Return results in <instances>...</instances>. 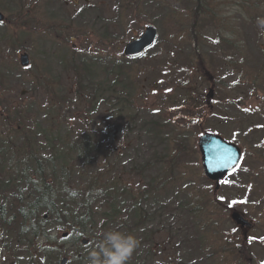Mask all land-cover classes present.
<instances>
[{"label": "rangeland", "instance_id": "1", "mask_svg": "<svg viewBox=\"0 0 264 264\" xmlns=\"http://www.w3.org/2000/svg\"><path fill=\"white\" fill-rule=\"evenodd\" d=\"M130 1L133 3L127 6L125 0H0V10L7 19L0 23V73L4 76L0 87V99L4 102L0 103V111L9 104L23 106L25 110L17 107V111L25 114L26 123L38 121L46 127V115L52 117L55 113H51L44 83L40 82V90L36 86L38 74L45 76L42 77L43 82L50 83L49 88L54 92L75 101L65 100L70 105L64 106L66 114L74 116L82 109V103L77 100L76 89L73 92L75 74L71 60L80 67L84 63L88 66V71L82 72L88 82L83 83L99 89L98 98L102 101L116 94L110 89L101 93L103 82L116 77L119 83L114 90L125 88L131 104L120 105L123 113L120 119L109 118L106 106L101 108V116L95 117L101 142L110 151H115L113 156L118 159L116 166L109 163L100 171L109 174L105 179L120 175L129 190L135 192L151 179L159 186L145 204L150 214L145 225L137 230L132 231L134 227L128 230L127 225L133 219H130V211L124 205L110 217L107 213H112L108 206L100 204L94 224L88 225L84 232L91 245L80 247V244L62 242L61 258L68 257V264L84 261L88 264V254L100 239V234L118 228L137 235L141 240L129 264H239V253L246 248L241 229L230 218L235 210L254 223L255 227L248 231L247 249L250 248L260 264H264V159L252 161V146L248 140H243L248 121L255 120L254 128H257L264 114V81L252 82L264 60V36L259 34L256 23L258 17H264V10L238 5V0L222 3L216 11L221 18H229L228 26L218 34L212 28L200 31L197 40L202 49L194 57V44L189 34L190 19L185 6L189 3L186 0ZM20 2L23 14H29L27 20L22 15L17 20ZM50 21L58 24L70 21L69 31L73 32L66 38L68 42L55 36L56 30L48 27ZM149 24L158 29L155 46L137 61L126 59L120 62L125 44ZM217 35L228 36L231 42H222ZM23 53H29L31 57L27 69L19 64V56ZM250 62L254 65L249 66ZM120 63H124L125 69L118 76L120 71L116 65ZM199 65L213 73L210 81L206 75L200 76ZM252 67L255 68L251 72L249 69ZM186 72L190 73L189 80L185 77ZM210 89L214 91L212 97H208ZM189 91L194 95L195 103H191ZM203 102L205 108L202 107ZM77 103L80 106L77 107ZM111 108L115 109L113 104ZM84 113L80 112V116L83 117ZM237 114L245 120L243 127L238 123L239 118L232 117ZM197 117L198 123L195 122ZM82 129L83 123L75 126L76 132ZM207 131L235 141L243 153L248 151L246 159L243 158L238 169L221 181L217 191L214 183L203 173L197 147L199 135ZM263 132L264 127H260L256 136L247 135L249 141L256 142L254 137L258 140ZM183 143L193 146V152L179 156L178 166L173 171L179 178L174 177L171 184L162 186L163 176L169 169V157ZM261 150L264 152L263 147ZM197 183L209 187V193L220 196L225 204L215 220L201 225V229L198 222L205 223L206 216L210 214L193 215L187 211L193 205H204L200 198L195 201V195L190 196L191 184L198 187ZM51 221L46 223L47 231L59 238L64 231H69L71 238L83 232L80 228L73 231L60 229ZM3 236L0 232V264H28L29 257L38 254V246L46 243L40 239L39 243L36 240L32 244L25 239L27 242L17 246L10 236L6 234L8 239ZM201 237L203 243H200ZM152 240L155 247L150 249ZM46 252L47 258L41 255L38 264H51L52 252L50 249ZM209 253H214V256L208 262L200 259ZM193 258L195 262L189 263ZM245 261L258 264L251 256Z\"/></svg>", "mask_w": 264, "mask_h": 264}, {"label": "trees", "instance_id": "2", "mask_svg": "<svg viewBox=\"0 0 264 264\" xmlns=\"http://www.w3.org/2000/svg\"><path fill=\"white\" fill-rule=\"evenodd\" d=\"M125 1H127V6L133 3L130 0ZM186 1L189 3L185 6L187 7L186 11L190 19L189 34L193 40L194 45H192V50L195 57L202 49L198 46L197 40V35H199L200 31L204 32L212 28L218 34L228 26L229 18H221L217 14L216 8L219 9L218 7L222 3H229L231 0H224V2L221 0ZM237 4L245 7L249 6L257 11H259V8L264 10V0H238ZM19 8V12L16 13L19 15L17 20H19L21 15L24 20H27L29 14H23L21 2ZM22 24L21 21L20 25L22 26ZM52 25L56 30L57 35L55 36L64 42H68L66 38L73 32V30L69 31L71 29L70 26H72L70 21L68 24L53 22ZM217 36L221 38V41L223 40L222 42H231V38L228 36ZM8 40L11 41V38ZM16 40L18 42L20 41L18 38ZM101 41L104 43L103 39ZM75 56L73 53L72 58L74 60ZM124 60L126 58L122 56L120 62H124ZM132 61L137 60L133 59ZM71 63L73 64L72 69L75 74L73 92L76 89L75 94L77 100L82 103V109L76 112L74 116H71L70 111H68L70 115L66 114L64 106L70 105L65 103V100L70 101V103L75 101H71L65 94L62 95L54 92L49 88L51 86L50 83L45 84L43 82L42 77L45 76L38 74L36 76V86L40 87V90L44 83L43 87L51 102V113L52 115L55 113L52 117L48 114V117L46 115V127L38 121L32 124L26 123L25 114L22 115L21 112L17 111V107L19 110H25L23 106L19 107L17 105V107H14V105L9 106V104L5 109L0 111V232L4 234L3 237H6V234L10 236V240L17 244V246L27 241H31L34 244L37 240L36 242L39 243L38 240L40 239L46 242L41 247L38 246V254L31 255L28 264L40 263L41 255L47 258L45 254L48 249L52 252L50 254L51 264H60V244L62 242L67 243L69 241L70 244L75 245L79 243L80 247L83 246L80 243V238L85 237L84 232H86L87 226L94 224L98 205L100 204L108 206L109 211L112 213L111 215L107 213L110 217L118 213V210H116L118 207L124 205L130 211V219H133L132 223L127 225L128 230L132 227H134L132 231L137 230L140 226L145 225L150 217V214L145 208V204L151 198V194L155 193L159 188L155 180L151 179L146 186L139 187L135 192L129 190L128 185L123 183L124 180L120 175H115L109 179L104 178L109 174L101 172L100 169L109 163H113L116 166L118 159L113 156L115 151H110L109 147L104 146L101 142V133L95 127L94 120L96 116H101V108L104 106L108 108L107 116L109 118L120 119V116L123 115L120 111V105L126 104L127 102L131 104L129 100L130 95L125 88L122 90L120 88L114 90V87L118 86L116 84L119 83V79H115V77L114 79H107L103 82L105 85L101 88V93L104 89H110V91L113 90L114 94L115 92L116 94L111 96V99H105L106 101L103 99L102 101V99L98 98L99 89L90 88L83 83L87 80L82 72L84 71L86 73L88 66L84 63L80 67L73 60H71ZM248 65L252 66L254 62H250ZM116 66L118 67V71H120V73H117L119 76L124 72V63L117 64ZM254 68H250L249 71ZM37 73H39V70ZM186 73L185 77L189 80L190 73ZM257 73V77L252 79L254 84L264 81V60L259 64ZM199 74L200 76L206 75V79L208 78L209 81L213 77L210 75L213 73H210V70L207 71L203 65H199ZM3 77L0 73V87L2 81H4ZM214 80L216 79H213V82H215ZM186 90L188 89L186 88ZM90 91L92 92L90 93ZM189 94L192 101L190 102L195 103L194 95L191 91H189ZM2 102L4 101L0 99V103ZM112 104L115 109L111 108ZM76 106H80V103H77ZM202 107L205 108L204 102ZM206 107H208L207 102ZM82 111H85L83 117L80 116V112ZM232 117L239 118V125L244 126L243 123H245V120L238 116V114ZM263 117L264 114L261 116L262 123L258 125V129L264 127ZM198 121L199 117H197L195 122L198 123ZM78 123H83L84 129L76 132L75 126ZM90 123L92 125H89ZM92 126H94L93 129H91ZM126 127L125 125L124 129ZM254 127L255 120L248 121L247 134L245 136L242 134L243 140H248L252 146L250 148L253 151L250 152L252 153V161L261 160L260 158L264 159V152L261 150L262 147L264 148V132L258 140L254 137L256 142L253 141V143L251 139L249 141L247 136H256L258 134V129ZM238 140L241 143L240 139ZM188 151L193 152V146L185 143L177 146L175 154L169 157V169L163 176L162 186H165V183L171 184L174 177L179 178V176H174L173 171L178 166L177 160L179 156L186 152L188 153ZM247 153L248 151L244 152L245 159ZM194 173L198 174L197 172ZM86 174L89 176H84ZM76 175L77 178L75 179ZM198 185L196 187L197 185L193 186L191 184L190 196L192 194L193 196L195 195V201L197 198H200L199 200L204 205H193L187 211L193 212V215L204 212L210 214L206 216L207 220L205 223L200 224L198 222L199 228L201 229L202 226L215 220L219 209L225 207V204L221 201L220 196H215L213 192L209 193V187L202 186L201 184ZM261 212H259L260 215ZM50 220H52L51 222L54 225L58 224V228L60 229L70 228L73 231L75 228H80L83 232L80 236H75L73 239L70 238V235L66 238H59L47 231L46 223ZM25 239L27 241H24ZM200 239V243H203L204 239L202 237ZM243 241L245 242L246 249H243L239 253V257L241 256L239 264H247L245 260L249 256L260 264L261 261L258 260L259 258L253 255L250 248L247 249L248 242ZM151 244L150 249L155 247L154 240H152ZM90 245L91 240L89 239V243L85 247H89ZM160 247L162 248L163 246ZM222 249L223 246L220 250ZM213 256L214 253H209L201 256L200 259L208 262L209 258ZM84 262L82 263L84 264ZM193 262H195L194 258L189 261V263Z\"/></svg>", "mask_w": 264, "mask_h": 264}, {"label": "water", "instance_id": "3", "mask_svg": "<svg viewBox=\"0 0 264 264\" xmlns=\"http://www.w3.org/2000/svg\"><path fill=\"white\" fill-rule=\"evenodd\" d=\"M3 20L4 14L0 11V22ZM156 37V29L153 26H148L140 37L130 41L125 46L124 54L127 56L142 54L155 42ZM20 64L22 66L29 64L28 54L24 53L20 56ZM211 95H213L212 89L210 90L209 97H212ZM198 148L201 153L204 174L208 179L215 181V190H217L220 180L239 165L242 151L238 145L226 141L219 134L209 132L199 137ZM231 218L242 229L248 230L253 227L252 221L238 211H233ZM83 243H86V240H83ZM66 261V259H63L61 264H65Z\"/></svg>", "mask_w": 264, "mask_h": 264}, {"label": "clouds", "instance_id": "4", "mask_svg": "<svg viewBox=\"0 0 264 264\" xmlns=\"http://www.w3.org/2000/svg\"><path fill=\"white\" fill-rule=\"evenodd\" d=\"M256 23L259 34L264 36V17H258ZM140 244L137 235L112 228L100 234V239L88 254V264H129Z\"/></svg>", "mask_w": 264, "mask_h": 264}, {"label": "flooded vegetation", "instance_id": "5", "mask_svg": "<svg viewBox=\"0 0 264 264\" xmlns=\"http://www.w3.org/2000/svg\"><path fill=\"white\" fill-rule=\"evenodd\" d=\"M53 23V21H50V23L49 24H52Z\"/></svg>", "mask_w": 264, "mask_h": 264}]
</instances>
